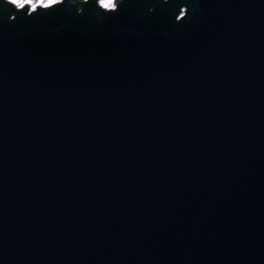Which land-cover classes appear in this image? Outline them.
<instances>
[{
  "label": "water",
  "instance_id": "water-1",
  "mask_svg": "<svg viewBox=\"0 0 264 264\" xmlns=\"http://www.w3.org/2000/svg\"><path fill=\"white\" fill-rule=\"evenodd\" d=\"M0 0V264H264V0Z\"/></svg>",
  "mask_w": 264,
  "mask_h": 264
},
{
  "label": "trees",
  "instance_id": "trees-1",
  "mask_svg": "<svg viewBox=\"0 0 264 264\" xmlns=\"http://www.w3.org/2000/svg\"><path fill=\"white\" fill-rule=\"evenodd\" d=\"M12 2V0H10ZM58 0H18L17 3H15L17 6L18 4H26V3H30V8L31 10H33L37 5H44V4H54L56 3ZM102 2V0H100ZM105 2L102 3L107 9L108 8H112L114 5V0H104Z\"/></svg>",
  "mask_w": 264,
  "mask_h": 264
},
{
  "label": "rangeland",
  "instance_id": "rangeland-1",
  "mask_svg": "<svg viewBox=\"0 0 264 264\" xmlns=\"http://www.w3.org/2000/svg\"><path fill=\"white\" fill-rule=\"evenodd\" d=\"M104 2H105V1L102 0V3H104ZM26 4H27V3H26ZM26 4H24L23 7H24ZM42 6L47 7V6H50V5H49V4H44V5H42ZM17 7H18V8H22V7H19V6H17ZM30 8H31V7H30ZM30 8H29V9H30ZM105 8H106V7H105ZM31 9H32V8H31ZM31 9H30V10H31ZM106 9H107V8H106ZM108 9H110V8H108Z\"/></svg>",
  "mask_w": 264,
  "mask_h": 264
},
{
  "label": "snow or ice",
  "instance_id": "snow-or-ice-1",
  "mask_svg": "<svg viewBox=\"0 0 264 264\" xmlns=\"http://www.w3.org/2000/svg\"><path fill=\"white\" fill-rule=\"evenodd\" d=\"M13 3H17L18 0H12ZM19 7H23V4H18Z\"/></svg>",
  "mask_w": 264,
  "mask_h": 264
},
{
  "label": "built area",
  "instance_id": "built-area-1",
  "mask_svg": "<svg viewBox=\"0 0 264 264\" xmlns=\"http://www.w3.org/2000/svg\"><path fill=\"white\" fill-rule=\"evenodd\" d=\"M57 2H60V0H58ZM113 8V7H112ZM111 9V8H110Z\"/></svg>",
  "mask_w": 264,
  "mask_h": 264
}]
</instances>
